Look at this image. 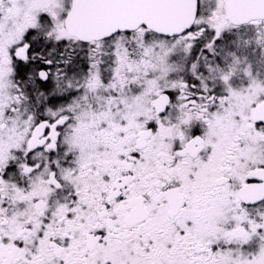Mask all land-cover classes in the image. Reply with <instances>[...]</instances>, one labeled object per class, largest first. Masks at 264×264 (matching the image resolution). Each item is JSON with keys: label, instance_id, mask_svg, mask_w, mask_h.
Here are the masks:
<instances>
[{"label": "snow or ice", "instance_id": "6c2138e0", "mask_svg": "<svg viewBox=\"0 0 264 264\" xmlns=\"http://www.w3.org/2000/svg\"><path fill=\"white\" fill-rule=\"evenodd\" d=\"M0 264H264V0H0Z\"/></svg>", "mask_w": 264, "mask_h": 264}]
</instances>
